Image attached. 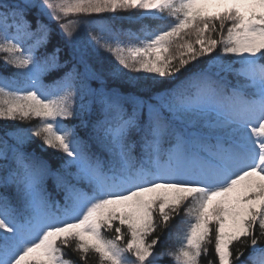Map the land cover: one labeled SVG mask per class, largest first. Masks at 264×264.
I'll return each instance as SVG.
<instances>
[{"label":"snow or ice","instance_id":"6c2138e0","mask_svg":"<svg viewBox=\"0 0 264 264\" xmlns=\"http://www.w3.org/2000/svg\"><path fill=\"white\" fill-rule=\"evenodd\" d=\"M0 63V264H264V0H0Z\"/></svg>","mask_w":264,"mask_h":264},{"label":"trees","instance_id":"16d2710c","mask_svg":"<svg viewBox=\"0 0 264 264\" xmlns=\"http://www.w3.org/2000/svg\"><path fill=\"white\" fill-rule=\"evenodd\" d=\"M124 15V14H121ZM145 23H151L153 26H155L156 22L153 21H146ZM123 27L128 28L131 27L133 30H135L138 25L135 24H128V23H124ZM3 68L2 63H0V69ZM8 71H12L11 69H9ZM185 227V225L180 223V219L178 218L177 220H173L172 221V226H171V236H169L168 233H165L164 236L161 239V242L159 245H157V251L161 250L164 247H167L169 245H173L176 243L179 235H180V229H183ZM247 257V252L245 253V258ZM201 264H206V258H202L201 259Z\"/></svg>","mask_w":264,"mask_h":264}]
</instances>
